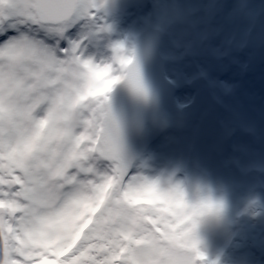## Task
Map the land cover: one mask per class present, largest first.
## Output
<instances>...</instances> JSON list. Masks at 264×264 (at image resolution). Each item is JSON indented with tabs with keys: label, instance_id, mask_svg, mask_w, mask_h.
Listing matches in <instances>:
<instances>
[{
	"label": "snow or ice",
	"instance_id": "obj_1",
	"mask_svg": "<svg viewBox=\"0 0 264 264\" xmlns=\"http://www.w3.org/2000/svg\"><path fill=\"white\" fill-rule=\"evenodd\" d=\"M109 0H0V264H199L179 185L134 176L110 94L143 92L135 52L86 50Z\"/></svg>",
	"mask_w": 264,
	"mask_h": 264
},
{
	"label": "rangeland",
	"instance_id": "obj_2",
	"mask_svg": "<svg viewBox=\"0 0 264 264\" xmlns=\"http://www.w3.org/2000/svg\"><path fill=\"white\" fill-rule=\"evenodd\" d=\"M123 8L108 13L110 29L83 33L89 55L110 62L116 44L132 52L137 32L160 26L177 103L212 108L218 126L210 140L170 113L147 127L129 169L220 206L199 218V264H245L249 251L264 264V0H128Z\"/></svg>",
	"mask_w": 264,
	"mask_h": 264
},
{
	"label": "water",
	"instance_id": "obj_3",
	"mask_svg": "<svg viewBox=\"0 0 264 264\" xmlns=\"http://www.w3.org/2000/svg\"><path fill=\"white\" fill-rule=\"evenodd\" d=\"M164 31L148 24L134 36V52L144 86L134 91L126 82L117 83L110 94L113 113L121 125L126 166L130 168L139 155V142L148 126L158 128L170 113L184 121L198 122L202 134L214 140L218 133L212 108L189 110L176 101L177 84L167 74L168 57L162 52ZM220 155V151L216 150Z\"/></svg>",
	"mask_w": 264,
	"mask_h": 264
},
{
	"label": "trees",
	"instance_id": "obj_4",
	"mask_svg": "<svg viewBox=\"0 0 264 264\" xmlns=\"http://www.w3.org/2000/svg\"><path fill=\"white\" fill-rule=\"evenodd\" d=\"M122 2H125V3H122ZM127 2H128V0H122L119 2H118V0H109L110 6H111V10L109 13H112L114 11H121V9L122 10L125 9L123 7L126 5Z\"/></svg>",
	"mask_w": 264,
	"mask_h": 264
},
{
	"label": "clouds",
	"instance_id": "obj_5",
	"mask_svg": "<svg viewBox=\"0 0 264 264\" xmlns=\"http://www.w3.org/2000/svg\"><path fill=\"white\" fill-rule=\"evenodd\" d=\"M184 192H185V191H184ZM185 197H186L187 201H188L190 204H197L199 201H201L202 199H204V198H202V196H201V194H200L199 192H195V193L193 194V198H192L191 201L188 199L186 193H185ZM213 211H214V210H213Z\"/></svg>",
	"mask_w": 264,
	"mask_h": 264
},
{
	"label": "flooded vegetation",
	"instance_id": "obj_6",
	"mask_svg": "<svg viewBox=\"0 0 264 264\" xmlns=\"http://www.w3.org/2000/svg\"><path fill=\"white\" fill-rule=\"evenodd\" d=\"M220 156V155H219ZM250 258L247 260H245V264H253L254 263V258H253V256H251V252L249 251V255H248ZM233 258H234V256H233ZM227 264H235L234 262L233 263H227ZM236 264H238V263H236Z\"/></svg>",
	"mask_w": 264,
	"mask_h": 264
}]
</instances>
